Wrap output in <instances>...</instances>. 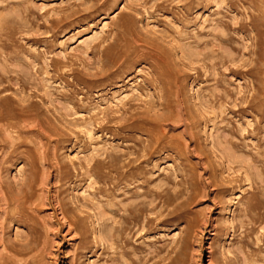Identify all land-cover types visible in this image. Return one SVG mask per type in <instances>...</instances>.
<instances>
[{
	"label": "rangeland",
	"instance_id": "rangeland-1",
	"mask_svg": "<svg viewBox=\"0 0 264 264\" xmlns=\"http://www.w3.org/2000/svg\"><path fill=\"white\" fill-rule=\"evenodd\" d=\"M4 257L264 264V0H0Z\"/></svg>",
	"mask_w": 264,
	"mask_h": 264
},
{
	"label": "bare ground",
	"instance_id": "bare-ground-1",
	"mask_svg": "<svg viewBox=\"0 0 264 264\" xmlns=\"http://www.w3.org/2000/svg\"><path fill=\"white\" fill-rule=\"evenodd\" d=\"M217 38V37H216ZM226 38V37H225ZM224 38V39H225ZM217 40V39H216ZM219 40V39H218ZM206 43V42H205ZM223 43V42H222ZM219 45V44H218ZM217 45V46H218ZM221 47V46H220ZM220 47H219V49H220ZM214 52V51H213ZM227 54L226 56L228 57V56H231L230 54H228L229 52H225L224 51V53L223 54ZM217 54V53H216ZM215 54V55H216ZM220 56V55H219ZM223 57H224V55H223ZM226 57V58H227ZM212 59H214V58H212ZM217 59H220V57L219 58H217ZM231 59V58H230ZM227 60V59H226ZM229 60V59H228ZM224 61V60H223ZM231 61V60H230ZM235 61V60H234ZM233 61V62H234ZM229 62V61H228ZM210 63V62H209ZM213 63V62H212ZM222 63H224V62H222ZM212 66H213V64H212ZM232 72V71H231ZM241 93V92H240ZM217 97V96H216ZM245 105V104H244ZM226 138H228V137H226ZM219 140V139H218ZM226 140V139H225ZM216 144V143H215ZM219 145V144H218ZM227 145V144H226ZM221 146H223V145H221ZM231 147V146H230ZM225 148V147H224ZM227 149V148H226ZM229 151V150H228ZM232 152V151H231ZM234 156V158L236 157L235 155H233ZM97 158V157H96ZM231 159V158H230ZM235 160V159H234ZM241 161V160H240ZM116 170V169H115ZM93 173V172H92ZM115 176V175H114ZM122 179V178H121ZM137 181V180H136ZM111 182V181H110ZM109 183V182H108ZM124 183V182H123ZM131 183V182H130ZM144 183V182H143ZM119 184V183H118ZM125 184V183H124ZM251 184V183H250ZM122 185V184H121ZM126 185V184H125ZM119 186V185H118ZM127 186V185H126ZM140 186V185H139ZM115 187V186H114ZM149 191V190H148ZM116 192V191H115ZM145 192V191H144ZM142 193V192H141ZM136 194V193H135ZM140 195V194H139ZM94 196V195H93ZM129 198V197H128ZM144 198V197H143ZM138 201V200H137ZM155 205V204H154ZM125 208V207H124ZM129 208V207H128ZM128 208H126L125 210H130V209H128ZM62 211H63V209H62ZM101 213H103V211L101 212ZM100 213V214H101ZM129 214H130V216H129V218H131V217H133V215H132V213H133V211L132 210H130L129 212H128ZM66 214V213H65ZM102 215V214H101ZM121 216V215H120ZM128 216V215H127ZM124 217V216H123ZM126 217V216H125ZM125 217H124V219H125ZM114 219V218H113ZM127 219V218H126ZM136 219V218H135ZM116 221V220H115ZM123 221V220H122ZM136 221V220H135ZM72 222V221H71ZM124 222V221H123ZM131 222V221H130ZM69 223V222H68ZM72 223H74V222H72ZM119 223V222H118ZM79 225V224H78ZM117 226V225H116ZM144 227V226H143ZM77 228H78V226H77ZM130 228V227H129ZM117 229V228H116ZM126 229V228H125ZM143 229V228H142ZM123 231V230H122ZM147 231V230H146ZM143 232V231H142ZM102 233V232H101ZM150 233V232H149ZM87 235V234H86ZM102 235V237L103 238H105L107 235H104V234H101ZM109 236H112V234H110ZM114 236V235H113ZM87 237V236H86ZM85 237V238H86ZM124 237H126V236H124ZM123 237V238H124ZM107 239V238H106ZM108 240V239H107ZM110 240V239H109ZM124 241H125V239H124ZM82 243H83V241H82ZM87 243V242H86ZM77 247V246H76ZM115 248V247H114ZM117 248V247H116ZM121 252V251H120ZM129 257V256H128ZM120 258V257H119ZM118 258V259H119ZM4 259H5V257H4ZM121 261V260H120ZM117 262V261H116ZM123 262V261H122ZM1 264H9V261H8V259H5L4 261H3V263H1Z\"/></svg>",
	"mask_w": 264,
	"mask_h": 264
}]
</instances>
